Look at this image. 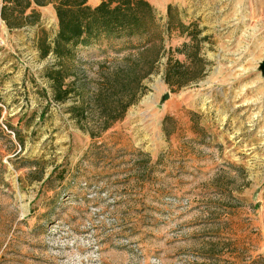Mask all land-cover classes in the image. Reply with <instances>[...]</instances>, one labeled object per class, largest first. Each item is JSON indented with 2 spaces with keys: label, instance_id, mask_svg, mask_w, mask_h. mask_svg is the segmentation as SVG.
<instances>
[{
  "label": "rangeland",
  "instance_id": "rangeland-1",
  "mask_svg": "<svg viewBox=\"0 0 264 264\" xmlns=\"http://www.w3.org/2000/svg\"><path fill=\"white\" fill-rule=\"evenodd\" d=\"M146 1L62 57L0 17V264H264V0Z\"/></svg>",
  "mask_w": 264,
  "mask_h": 264
},
{
  "label": "trees",
  "instance_id": "trees-1",
  "mask_svg": "<svg viewBox=\"0 0 264 264\" xmlns=\"http://www.w3.org/2000/svg\"><path fill=\"white\" fill-rule=\"evenodd\" d=\"M48 3L53 4L57 18V34L53 46L49 47V50L58 57H62L70 51L66 48L68 44H87L103 36L114 38L148 37L152 31L153 9L146 0H99L93 6H90L87 0H2L0 17L10 28L34 23L39 20V13L34 6H44ZM178 53L182 54V52ZM180 65L177 59L173 60L171 67L169 64L166 65L163 72L164 83L176 86L185 83L186 79L177 80L175 83L169 81L171 75L177 76L176 73L179 71L176 66ZM170 73L172 74L170 75ZM46 74L54 82L56 88H54V98L63 99L64 96L60 95L61 72L48 70ZM56 82L60 84L57 85ZM113 85L109 82L107 87L110 88ZM62 92L66 95L70 89L65 88ZM122 112L123 110L118 116L112 117L113 121L118 119ZM103 121H101L100 129L106 130L110 123L107 124L106 121Z\"/></svg>",
  "mask_w": 264,
  "mask_h": 264
},
{
  "label": "water",
  "instance_id": "water-1",
  "mask_svg": "<svg viewBox=\"0 0 264 264\" xmlns=\"http://www.w3.org/2000/svg\"><path fill=\"white\" fill-rule=\"evenodd\" d=\"M257 69L262 73L264 71V55L261 57V59L258 61ZM167 93L163 95V98H166Z\"/></svg>",
  "mask_w": 264,
  "mask_h": 264
},
{
  "label": "built area",
  "instance_id": "built-area-1",
  "mask_svg": "<svg viewBox=\"0 0 264 264\" xmlns=\"http://www.w3.org/2000/svg\"><path fill=\"white\" fill-rule=\"evenodd\" d=\"M0 23H2L1 19H0ZM5 128H7L5 125H3Z\"/></svg>",
  "mask_w": 264,
  "mask_h": 264
}]
</instances>
